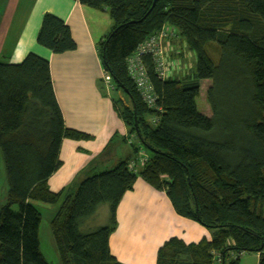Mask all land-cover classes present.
<instances>
[{"label":"trees","instance_id":"trees-1","mask_svg":"<svg viewBox=\"0 0 264 264\" xmlns=\"http://www.w3.org/2000/svg\"><path fill=\"white\" fill-rule=\"evenodd\" d=\"M75 1L106 10L112 21L98 55L113 90L124 95L112 96L114 111L139 146L132 145V158L51 192L47 181L61 166V142L92 137L64 125L46 59L29 53L18 64L0 62L7 189L0 264H49L40 253L41 214L33 202L56 207L49 226L60 264H121L108 238L116 208L138 178L210 233L197 243L168 239L156 264H214L216 256L221 264H238L244 253L264 264V0ZM163 25L175 29L194 63L183 77L162 80L143 57L155 95L150 108L127 75L126 59ZM36 43L54 55L76 49L68 26L48 13ZM203 80L209 81L208 117L196 105ZM139 148L147 160L132 172L128 164ZM100 206H107V222L96 226Z\"/></svg>","mask_w":264,"mask_h":264},{"label":"crops","instance_id":"crops-1","mask_svg":"<svg viewBox=\"0 0 264 264\" xmlns=\"http://www.w3.org/2000/svg\"><path fill=\"white\" fill-rule=\"evenodd\" d=\"M45 13L68 26L75 50L54 55L36 43ZM111 28L112 21L106 10L92 9L75 0H0V62L18 64L29 53L46 59L64 125L92 137L61 142V166L47 181L53 193L69 187L75 178L81 182L93 173L108 170L121 159L133 157L132 153L126 154L114 146L119 141L125 142L128 134L114 111L111 79L105 81L107 75L98 55L97 44ZM188 55L193 65L194 56L191 52ZM183 76L175 75L176 78ZM203 84L207 89L209 81H201L200 88ZM208 108L205 107L203 114L207 117L211 115ZM98 156L101 157L97 160ZM1 161L0 157V172ZM170 238L189 244L210 240V233L198 223L176 214L164 192L136 179L116 208V228L108 238L110 253L121 264H156L157 250ZM52 239L51 235L49 251L53 257L57 256L60 264ZM39 249L45 259L40 231Z\"/></svg>","mask_w":264,"mask_h":264},{"label":"built area","instance_id":"built-area-1","mask_svg":"<svg viewBox=\"0 0 264 264\" xmlns=\"http://www.w3.org/2000/svg\"><path fill=\"white\" fill-rule=\"evenodd\" d=\"M176 31L167 25H163L159 31L147 38L136 51L126 59L127 75L134 84L135 90L148 107L154 106L155 95L147 77L146 68L143 63V57L149 56L153 64L154 72L157 77L164 80L172 78L176 75L179 62L171 58L173 51V41L176 40ZM107 75V74H106ZM110 77L107 75L105 81ZM109 88L111 86H108ZM155 122V119L152 120ZM134 160L128 164V169L136 172L138 167L144 165L147 155L144 154L142 148ZM214 264H221L219 258L215 257Z\"/></svg>","mask_w":264,"mask_h":264},{"label":"rangeland","instance_id":"rangeland-1","mask_svg":"<svg viewBox=\"0 0 264 264\" xmlns=\"http://www.w3.org/2000/svg\"><path fill=\"white\" fill-rule=\"evenodd\" d=\"M184 43L178 39H176L173 42V53L171 57L172 59L174 58L175 61L179 62V67L177 69L176 75L181 76V75H186L189 71V69L192 67V59L188 55L189 51L185 47H183ZM194 61V58H193ZM109 88V87H108ZM205 92H206V85L203 84L202 87L200 88L199 96L196 98V105L198 108V111L201 114H204L205 112V107L207 106L206 99H205ZM112 96L115 98V100L119 99L120 97L123 98L124 95L121 91L118 90H113L111 91ZM126 102V101H125ZM127 103V102H126ZM209 109V108H208ZM210 115V112L208 113ZM127 140L125 142L119 141L117 143L115 148L120 149L122 151H125L126 154H131L132 153V145H136L137 140L133 135L127 136ZM1 157V154H0ZM101 156L97 157L100 158ZM103 157V156H102ZM2 160V159H1ZM1 172H0V205L5 203V198H6V181H5V175H4V168L3 164L1 161ZM105 168V167H103ZM100 171V170H99ZM1 174L3 175L1 178ZM77 182V178H75L72 183ZM71 183V184H72ZM34 206L39 210L41 214V223L39 227L40 231V238H41V243H42V251L44 253L45 259L49 264H58L57 263V256L53 257L52 252L49 251L50 247V238H51V229L49 226V217L54 215L56 207L55 206H50L46 204H42L39 202H33ZM15 209V207H14ZM107 206H100L97 210V214L94 218V222L96 223V226H101L106 224L107 222ZM52 244H53V239H52ZM258 261V256L255 253H244L241 254L239 257L238 264H257Z\"/></svg>","mask_w":264,"mask_h":264}]
</instances>
